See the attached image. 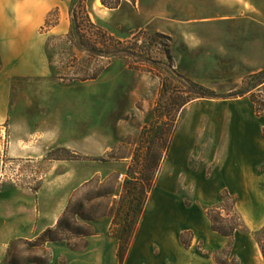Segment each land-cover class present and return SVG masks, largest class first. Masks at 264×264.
Here are the masks:
<instances>
[{"label":"rangeland","instance_id":"rangeland-1","mask_svg":"<svg viewBox=\"0 0 264 264\" xmlns=\"http://www.w3.org/2000/svg\"><path fill=\"white\" fill-rule=\"evenodd\" d=\"M48 1L50 10L40 34H46L49 70L45 77L37 79L39 86L32 90L31 98L22 97L17 113L55 116L56 126L57 119L64 118L65 146H55L33 167L12 162L5 157L10 138L3 126L0 178L36 191L44 175L51 171L49 160L66 161L72 172L94 174L72 192L68 204L71 210L82 205L88 219L78 220L77 224L85 232L117 238L125 213L129 219L134 217L133 200L139 191L133 188L132 179L142 178L144 154L149 148L156 150L161 130H172L140 224L148 220L149 224L161 225L160 241L167 248L174 247L175 234L181 244L182 237L188 245H182L184 260L192 256L212 264H217L216 259L233 264V255L238 264H264L256 243V235L264 230V185L260 197L251 200L229 192L217 177L198 179L200 174L209 176L222 167L225 135L229 129H236L227 126L224 117L247 110L254 120L264 122V82L257 85L259 80L264 81V68L241 80L208 72L207 35L221 32L222 24H204L199 31L195 24L206 22L205 18L212 15L218 17L222 11L213 9L210 0H86V12L94 28L81 29L87 30L89 38L94 34L92 38L98 42V57H92L77 46L75 33L66 38L76 0ZM243 2L248 10L257 9L264 17V0ZM259 72L263 74L256 79ZM96 74L95 79L83 81ZM190 83L214 92L216 98L191 95ZM255 85L245 96L255 94L262 109L259 115L249 109L253 105L248 99L235 95ZM183 100L187 102L180 107ZM232 103L236 105H228ZM260 135L264 139V128ZM238 187L234 185L232 190ZM223 191L236 199V209L245 226L231 242L211 230L205 215L206 210L218 204ZM122 192L125 200L121 203ZM157 213L159 217L154 216ZM189 221H193L192 228ZM195 230L204 237L196 236ZM69 238L65 243L70 249L86 247V237L70 234ZM153 251L158 256V244H154ZM39 253L29 245L17 244L11 255L24 263ZM179 262L181 258H177Z\"/></svg>","mask_w":264,"mask_h":264},{"label":"crops","instance_id":"crops-1","mask_svg":"<svg viewBox=\"0 0 264 264\" xmlns=\"http://www.w3.org/2000/svg\"><path fill=\"white\" fill-rule=\"evenodd\" d=\"M210 1L212 8L223 14L209 16L205 18L206 22L195 24L196 31L204 24L207 27L222 24L221 32L211 31L207 35L208 72L229 74L228 77L241 80L247 74L262 70V12L248 10L243 0ZM48 3V0H0V130L4 126L10 138L5 157L32 167L43 161L55 146H65L62 140L64 118H58L56 126L55 116H20L17 113L22 97L31 98L32 90L39 86L37 79L45 77L49 70L45 51L46 34H40L50 10ZM248 11L254 13L248 14ZM242 99H248L253 105L249 109L257 114L250 99L247 96ZM243 105L247 104L244 102ZM248 112L224 117L225 124L236 129H229L227 135L224 134L227 140L222 152V167L209 176L200 174L198 179L219 178L229 192L253 200L260 197L264 185V139L260 135L264 122L254 120ZM49 162L51 171L44 175L36 191L0 178V264L11 242L33 240L46 229L54 227L72 192L94 175L72 172L70 164L63 160ZM2 163L1 160L0 170ZM234 185L239 186L237 190H232ZM246 186H250L248 190ZM158 214L154 216L159 217ZM145 221V224L138 225L124 264H212L208 259L203 262L192 256L184 260V248L176 234L174 247L167 248L160 241L161 225ZM189 222L192 228L193 221ZM195 232L196 236L204 237V233ZM85 241L86 247L79 251L70 249L65 242L48 243L51 251L48 264H119V240L116 237L97 233L86 237ZM154 244L159 245L158 256L154 254ZM193 247L194 244L188 252ZM177 258H181V262L177 263Z\"/></svg>","mask_w":264,"mask_h":264},{"label":"trees","instance_id":"trees-1","mask_svg":"<svg viewBox=\"0 0 264 264\" xmlns=\"http://www.w3.org/2000/svg\"><path fill=\"white\" fill-rule=\"evenodd\" d=\"M86 0H76V6L74 5L71 8L70 17H71V25L69 32L67 33L66 38L69 39L76 34L77 46L81 48H85L89 56L98 54L95 53L97 45V40L92 37L87 36V30H82L81 27L90 26L94 28L88 13L86 12L85 6ZM1 68V66H0ZM263 73L259 72L255 74L256 79H260ZM99 75V74H98ZM97 77L93 75L91 78H85L83 81L93 80ZM261 85L264 81H258ZM257 85L252 86L250 89H241L236 92L235 95L239 97H243L247 95L253 88L257 87ZM190 87L192 90H189L191 95H194L198 98H216L214 92L203 88L195 83H190ZM194 89H197L195 92ZM255 94H250L249 99L255 105L256 112L259 115L262 111L260 109V105H257V101L255 98ZM186 100L181 101L180 107H183L186 104ZM159 129V128H158ZM173 131L169 130L167 133L161 132L158 133V139L160 142L157 143L156 150H152L149 148L148 152L144 154V164L142 171V178L140 179H132L135 183H133V188L136 187V191H139L137 194V198L133 200L134 202V217L133 219H129V214L125 213V219L123 220L120 231L117 235V239L119 240V248H118V261L119 264H124L125 257L130 248V244L132 239L137 231L138 225L141 221L143 211L148 199V195L151 193L154 186V174L156 173L159 161L163 154H166L170 145V140L172 137ZM156 144V143H155ZM132 181V182H133ZM131 182H126V184ZM102 196V195H101ZM120 202L122 203L125 200V194L122 192L119 197ZM226 204V205H225ZM225 206V209L223 208ZM129 211V210H128ZM118 213V212H117ZM224 213V214H223ZM205 215L210 223L211 230L222 237L231 240L234 235L238 231L244 230V223L242 217L238 210L236 209V199L231 196L226 191H223L220 195V199L217 205L212 208L206 210ZM88 218L82 212V205L77 206L75 210H71L69 204L65 208L64 212L58 219L56 225L54 227L48 228L43 231L40 235H38L33 241L28 240H16L10 243L7 255L4 261L1 264H48L50 262L51 253L46 248L48 243L52 242H69V235L75 234L78 236L87 237L91 234L85 232L82 228L78 227V220L85 221ZM183 236V235H182ZM181 242L184 247L188 245L183 242L181 237ZM256 243L259 246L262 257L264 259V230L259 232L256 235ZM17 244H26L29 245L32 249L38 250L40 253L35 254L31 258H28L24 263L18 261L16 257L11 255L12 250L15 248ZM75 250L76 248H72ZM230 249V248H229ZM228 255H231V251L229 250ZM233 264H238L236 258L231 255ZM217 264H225L220 260L216 259Z\"/></svg>","mask_w":264,"mask_h":264}]
</instances>
